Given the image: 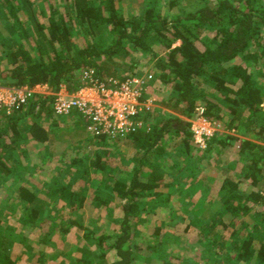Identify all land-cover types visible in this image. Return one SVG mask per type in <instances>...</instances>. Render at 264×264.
<instances>
[{"label": "trees", "instance_id": "trees-1", "mask_svg": "<svg viewBox=\"0 0 264 264\" xmlns=\"http://www.w3.org/2000/svg\"><path fill=\"white\" fill-rule=\"evenodd\" d=\"M117 1L39 0L38 13L32 0H0V85L47 83L51 93L60 85L73 91L84 83L85 70L106 83L110 78L142 75L134 69L144 57L153 65L151 81L170 93L160 109L137 116L143 125L136 131L113 138L89 135L93 156L88 166L82 164L75 171L78 191L59 178L44 184L49 197L72 204L73 210L50 224L49 232L64 236L76 227L91 246L76 259L57 264H134L141 259L156 264H264L260 194L264 187V0H201L193 9H182V0H141V12L127 15ZM102 27L109 35L103 47L94 41L82 45L74 41L75 35L91 37ZM177 40L180 43L173 45ZM197 105L227 130L212 137L203 150L192 142L189 123L182 119L192 116ZM81 121L85 123L75 109L56 114L52 94H33L12 114H0V186L23 167L19 153L28 154L22 149L26 142L47 143L51 127L77 126ZM122 144L128 147V155L117 148ZM177 145L178 153L187 156L198 151L200 161L213 154L214 161L229 171L215 195H210L214 171L206 164L187 167L184 174L176 173L166 182L169 172L161 164L168 165L164 154ZM108 156L114 157L113 163L106 160ZM86 159L75 156L71 164ZM89 168L107 173L109 188L118 199L121 215L113 230H99L75 218L74 210L86 199ZM170 168L178 170L176 165ZM197 191L200 195L195 199ZM175 195L183 204H191L183 207L184 216L204 237L207 250L179 263L170 261L158 233L153 240L145 239L137 223L159 207L165 209ZM15 196L22 216L14 212V221H8L0 206V264H23L11 253L19 244L27 245L29 260L36 259L33 264H44L41 255L31 253L27 237L15 225L25 226L28 210L32 217L38 216L36 194L23 182ZM92 200L96 205L109 202L100 193ZM221 251L226 261L215 258Z\"/></svg>", "mask_w": 264, "mask_h": 264}, {"label": "rangeland", "instance_id": "rangeland-1", "mask_svg": "<svg viewBox=\"0 0 264 264\" xmlns=\"http://www.w3.org/2000/svg\"><path fill=\"white\" fill-rule=\"evenodd\" d=\"M32 1L38 12L41 3L39 0ZM200 3L201 0H182L181 8L193 9ZM117 4L122 7L123 12L126 15L141 12V0H119L117 1ZM177 9L178 6L175 7L173 11H176ZM39 18L45 20L41 15ZM74 41L78 45H82L86 41H94L100 47H103L108 43L109 35L107 28L102 27L96 35L91 37L77 34L75 35ZM236 61L238 62L239 59ZM152 66V62H149L147 58L143 57L136 65L134 71L152 74L153 72L150 71L153 68ZM169 94L168 88H161L156 81L150 80L143 96L152 99L156 110L160 109L161 101L167 100ZM262 106L264 108V104ZM66 117L67 116H62V119ZM84 125L85 123L81 121L77 126L59 125L51 127L47 143L26 142L22 149L25 147V151L28 152V154L23 156L25 154L22 153V150L19 153L22 156L21 160L23 167L20 168L18 174L14 175V173H16L14 171L12 173L14 176H17V180L14 181V177L11 174L7 177L5 184L0 186V206L4 208V213L7 214L8 221L14 219L12 215L14 212L16 213V216H22L23 214L18 210L20 207V199L15 196L17 187L25 182L29 189L35 192L36 200L34 201V205L39 207L40 211L38 216L35 218L32 217L28 210L26 212L30 218L25 226L22 227L19 222L15 225L17 226V229L27 237L26 243L32 246L31 253L41 255L45 259L44 264H57L61 261L66 262L68 260L76 259L84 249L91 248L83 238V231L78 230L76 227H72L64 236H61L60 233L57 232H49L50 224L57 222L59 216H69L73 210L72 204L65 203L59 198L49 197L44 187L46 182L48 183L50 180L59 178L63 183L70 182L71 190L78 191L79 181L77 182L76 176L74 175L75 171L81 167L82 164H85L86 166L89 165L88 158L93 156L92 154L94 150V145L88 140L90 134L86 131ZM238 133L240 134V132ZM125 147L127 146L122 144L117 148L125 149ZM109 148L116 149L114 145H110ZM179 149H181L180 146H173L171 147L170 152L164 154V158L168 162V165L162 163L161 167L169 172V176L165 179L166 182L172 181V178L176 173H180L179 175L184 174L185 168L187 167L196 166L198 163L206 164V169L214 171V181L210 186V195H215L219 184L229 171L225 167L219 166L218 161H214V157H211L213 154L209 155L208 160L203 159L200 161L198 160V151L193 150V154L187 156L178 153L180 151ZM125 153L128 155L127 150ZM227 154L231 158L235 157L233 154ZM75 156H86L87 159L80 165H72L71 160ZM116 156L118 157L117 154ZM106 160L109 163H113L114 157L108 156ZM169 165H176L178 170L175 172L172 168L169 169ZM197 169L198 173L202 171L200 167H197ZM88 171L90 174V180L84 186L86 199L77 210H74L77 213L75 218L81 220L84 225H95L99 230H113L116 227V222L119 219L121 212L118 199L109 188L110 182L107 179L108 175L105 171L98 173V171H95V169L92 168H89ZM100 181H105L107 183L106 185H99ZM245 189L246 188H243V191H245ZM95 193H100L103 197L107 198L109 200L108 204H94L92 196ZM198 195H200L199 191H197L193 197L196 199L198 198ZM187 200L188 197H185V201ZM186 205L191 207L190 203L183 204L179 201L178 196L175 195L167 203L165 209L159 207L155 213L147 214V216L144 217V221L139 220L137 222L138 225L142 227L141 235L145 239L153 240L154 234H159V239H163V244L167 248L170 261L174 263H179L180 259L184 257H200L199 255L206 250L203 244L205 241L204 237H201L200 234H198L197 228L188 225V220L184 216L185 208H183ZM219 230L220 227H217L216 231L219 232ZM44 236L47 238V241L43 240ZM25 251H27V245L24 246L23 244L15 245L11 248L12 255L20 262L23 264H33V261L36 259L32 258L29 260L30 254ZM215 258H218L217 260L222 259L221 261L227 260L224 251H221L220 254L215 256ZM134 264L156 263L141 259Z\"/></svg>", "mask_w": 264, "mask_h": 264}, {"label": "built area", "instance_id": "built-area-1", "mask_svg": "<svg viewBox=\"0 0 264 264\" xmlns=\"http://www.w3.org/2000/svg\"><path fill=\"white\" fill-rule=\"evenodd\" d=\"M92 74V70L83 71L84 83L73 91L60 85L58 90L51 93L47 83L0 85V114H12L33 94H52L54 112L64 115L72 109L77 110L91 136L124 137L141 127L143 121L137 116L155 108L152 99L143 96L152 74L133 75L123 80L110 78L107 83L97 80ZM182 119L189 123L192 142L201 150L207 147L212 137L227 132L219 123L205 116L201 105L194 108L192 116H182ZM261 144L264 147V139ZM260 194L264 199V187Z\"/></svg>", "mask_w": 264, "mask_h": 264}]
</instances>
